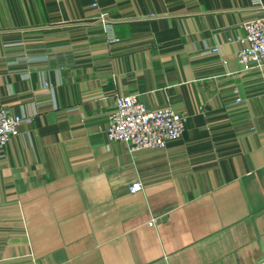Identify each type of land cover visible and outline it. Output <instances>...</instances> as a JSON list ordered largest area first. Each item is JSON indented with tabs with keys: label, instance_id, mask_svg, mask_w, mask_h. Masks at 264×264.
Returning a JSON list of instances; mask_svg holds the SVG:
<instances>
[{
	"label": "crops",
	"instance_id": "obj_1",
	"mask_svg": "<svg viewBox=\"0 0 264 264\" xmlns=\"http://www.w3.org/2000/svg\"><path fill=\"white\" fill-rule=\"evenodd\" d=\"M263 6L0 0V104L24 118L0 153V264H264V60H235ZM128 94L181 135L108 141Z\"/></svg>",
	"mask_w": 264,
	"mask_h": 264
},
{
	"label": "built area",
	"instance_id": "obj_2",
	"mask_svg": "<svg viewBox=\"0 0 264 264\" xmlns=\"http://www.w3.org/2000/svg\"><path fill=\"white\" fill-rule=\"evenodd\" d=\"M92 6H95V3ZM262 10L261 15L242 25L243 37L240 41L243 45L235 52V60L244 71L258 66L264 60V6ZM99 19L105 25L108 22L103 12L99 14ZM210 51L214 52L215 48ZM113 101L105 130L108 141L122 142L131 152L161 150L166 143L181 135L184 116L172 108H147L129 94L116 96ZM22 120V116L10 113L0 104V153ZM141 188V183L136 180L126 185L129 194L139 192Z\"/></svg>",
	"mask_w": 264,
	"mask_h": 264
}]
</instances>
